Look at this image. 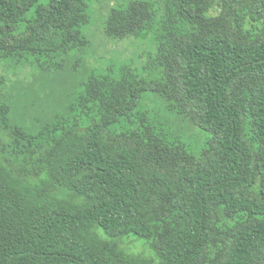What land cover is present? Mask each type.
Masks as SVG:
<instances>
[{
  "label": "trees",
  "instance_id": "trees-1",
  "mask_svg": "<svg viewBox=\"0 0 264 264\" xmlns=\"http://www.w3.org/2000/svg\"><path fill=\"white\" fill-rule=\"evenodd\" d=\"M0 264H264V0H0Z\"/></svg>",
  "mask_w": 264,
  "mask_h": 264
},
{
  "label": "rangeland",
  "instance_id": "rangeland-1",
  "mask_svg": "<svg viewBox=\"0 0 264 264\" xmlns=\"http://www.w3.org/2000/svg\"><path fill=\"white\" fill-rule=\"evenodd\" d=\"M91 14V25L84 30V33L91 41L93 54L96 57L93 63L89 64L92 68H97L102 74L117 76L120 68L124 65L132 64L135 68H141L145 58L155 54L156 39L162 35L160 28L155 27L152 31L144 32L137 38L130 37L124 41L113 40L106 36V23L100 20L93 5ZM2 74L5 77L8 76L5 71ZM24 78L27 84L30 78L26 74ZM139 242L141 246L132 244L131 247L134 245L136 251H147L148 247L144 246L142 241Z\"/></svg>",
  "mask_w": 264,
  "mask_h": 264
}]
</instances>
